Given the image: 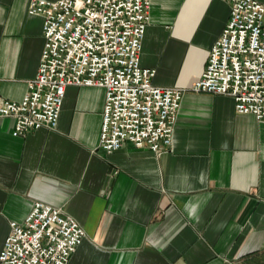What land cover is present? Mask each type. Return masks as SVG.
<instances>
[{"label": "crops", "instance_id": "crops-1", "mask_svg": "<svg viewBox=\"0 0 264 264\" xmlns=\"http://www.w3.org/2000/svg\"><path fill=\"white\" fill-rule=\"evenodd\" d=\"M28 2L0 0V96L15 101L44 43ZM228 17L226 0L150 1L139 63L154 84L184 89L161 151L99 146L101 86L67 85L55 127L13 135L0 116V250L36 200L85 230L67 264H236L263 250L264 120L188 88Z\"/></svg>", "mask_w": 264, "mask_h": 264}, {"label": "built area", "instance_id": "built-area-1", "mask_svg": "<svg viewBox=\"0 0 264 264\" xmlns=\"http://www.w3.org/2000/svg\"><path fill=\"white\" fill-rule=\"evenodd\" d=\"M150 1L29 0L27 12L42 16L44 43L23 97L0 96L13 135L55 127L66 86L95 85L104 88L99 146L106 152L125 141L153 152L170 145L184 89L154 84L155 70L139 63ZM226 1L228 20L188 88L230 95L238 113L264 120V4ZM84 236L74 217L36 200L21 222H10L0 264H67Z\"/></svg>", "mask_w": 264, "mask_h": 264}, {"label": "rangeland", "instance_id": "rangeland-1", "mask_svg": "<svg viewBox=\"0 0 264 264\" xmlns=\"http://www.w3.org/2000/svg\"><path fill=\"white\" fill-rule=\"evenodd\" d=\"M236 264H264V254L260 255L256 258H243L242 260L238 261Z\"/></svg>", "mask_w": 264, "mask_h": 264}, {"label": "trees", "instance_id": "trees-1", "mask_svg": "<svg viewBox=\"0 0 264 264\" xmlns=\"http://www.w3.org/2000/svg\"><path fill=\"white\" fill-rule=\"evenodd\" d=\"M264 254V249L258 252L253 253L251 256L247 257V258H256L259 257L260 255Z\"/></svg>", "mask_w": 264, "mask_h": 264}]
</instances>
